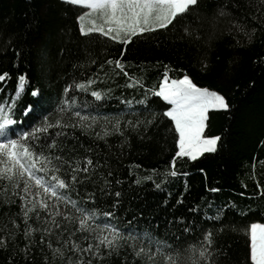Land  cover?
Instances as JSON below:
<instances>
[{
	"label": "trees",
	"instance_id": "obj_1",
	"mask_svg": "<svg viewBox=\"0 0 264 264\" xmlns=\"http://www.w3.org/2000/svg\"><path fill=\"white\" fill-rule=\"evenodd\" d=\"M233 2L237 7L231 6ZM222 5L230 15L218 14ZM82 11L88 10L64 0H0V74H8L0 81V104L12 105L6 109L15 121L12 129L30 130L44 116L53 124L61 116L74 123L78 120L74 111L89 117L87 128L49 130L59 149L53 155H63L74 166L76 161L85 166L84 157L92 161L87 173L77 174L79 182L70 183L67 195L77 206L94 211L97 223L110 219L141 238L150 232L165 241L151 264H166L162 253L167 245L172 246L176 264L195 261L205 231L212 232L213 264H251L247 229L253 222L264 223V0H227V4L199 0L173 25L134 37L127 45L94 32L82 35L77 20ZM233 21L243 30L238 31ZM109 58L120 59L129 76L115 64H107ZM166 67L170 78L187 74L197 86L224 95L230 106L208 112L204 135L221 137L217 150L196 160L177 158L176 176L170 175L177 150L174 126L168 118L152 120L151 116L162 113L165 102L150 95L148 103H139L145 88H158ZM21 75L25 81L17 94ZM130 77L143 86L133 81L129 87ZM88 78L95 83L87 92L74 87L63 91ZM33 89H39L42 97L25 115L23 109L36 100ZM93 90L102 94L101 100L91 96ZM72 97L76 104L61 114L62 101ZM137 120L141 123L132 127ZM57 131L63 135L55 136ZM60 175L64 178L63 172ZM5 186L7 198L0 191V236L6 244L0 245V264H68V257L75 264L79 254L69 251L71 242L81 247L95 243L87 232L77 231L80 213L67 202H59L58 208L71 219L54 217L61 224L59 229L49 220L52 234L43 231L48 213L38 206L41 219L30 212L26 225L19 197L13 195L10 184L0 181V190ZM106 211L114 216L105 218L101 214ZM88 223L95 227L91 220ZM28 227L35 231L25 237ZM185 227L192 232H183ZM58 247L63 259L53 254ZM150 247L155 250L157 245ZM88 259L93 264H124L125 260L150 264L130 249L101 260L85 254L84 260Z\"/></svg>",
	"mask_w": 264,
	"mask_h": 264
},
{
	"label": "snow or ice",
	"instance_id": "obj_2",
	"mask_svg": "<svg viewBox=\"0 0 264 264\" xmlns=\"http://www.w3.org/2000/svg\"><path fill=\"white\" fill-rule=\"evenodd\" d=\"M67 2L88 10L82 11V14L77 17V20L81 21L80 32L82 35L94 32L109 38L113 42L127 45L133 41L134 37L156 29H166L173 25L176 20L187 15L192 7L198 6L199 0H67ZM225 3L227 4V0H225ZM231 6L237 7L234 2ZM218 14L227 16L231 13L227 7L222 5L219 7ZM86 17H90V26L87 28L83 24ZM233 24L238 31L243 30L235 21H233ZM252 31L254 32L255 29ZM185 32H188L187 27H185ZM123 54L124 50H121L120 56H123ZM106 63L109 65L115 64V67L120 69L125 76H129L128 72L124 71V65L120 59L113 61L109 58ZM7 75V73L0 74V81L5 80ZM18 79L20 83L16 87L17 94L23 86L25 77L21 75ZM129 80V87L134 85L143 86L141 81L134 77H130ZM94 83L91 78H88L73 85H68L63 91L68 93L69 89L74 87L77 90L87 92L89 86ZM31 95L36 97V100L23 109L25 115L31 114L33 107L40 102L42 97L39 89H33ZM150 95L160 98L166 105L162 113H151L152 120L158 116L168 118L174 126L177 136L175 141L177 150L170 163V167L173 169L170 173L171 176L177 175L174 170L177 158L187 157L190 160H196L205 152H215L217 150V143L221 137L218 135L206 136L204 130L210 110L229 109L230 106L224 95L207 87L197 86L187 74L179 78H170L167 67L163 78L159 81L158 88L155 90L145 88L144 98L139 103H148L147 98ZM91 96L97 101L102 99V94L96 90L91 91ZM11 99L14 100L15 97ZM62 102L64 107L59 110L61 114L69 111L70 107L76 104L74 97L70 100L64 99ZM126 103L130 104L131 101H126ZM87 106V104L84 105V107ZM11 108L12 105L10 104H0V181L10 184L13 195L19 197L21 201L20 214L25 224L27 225L29 222L30 212L35 214L37 220L41 219L40 212L36 210L38 206L39 209L48 213L44 221L43 231L52 234L53 229L47 226L49 220L55 228L59 229L61 224L56 222L54 217L63 215L71 219L67 211L61 213L58 208L59 202H67L80 213V216L76 218L79 224L77 231L87 232L95 241V243H87L83 247L75 240L71 242L69 251L73 254H79L75 264H93L92 259L84 260L85 254L95 260H101L114 253L118 254L121 249H130L135 257L146 258L151 264L154 257L161 253L159 246L165 244V241L153 237L150 232H145L144 238H141L131 230L122 229L119 224H113L110 219L103 224L97 223L94 211H88L77 206V202L67 195L70 183H78L77 174L79 172L87 173V165L92 164V161L88 157H84L85 166L81 167L79 161H76L74 166V162L66 159L63 155H53V152H58L59 149L55 137L49 133V130L52 128H87L90 127L86 123L89 117L81 115L80 111H74L72 115L78 118L76 122H65L61 116L53 124L49 121L48 116H44L42 122L39 125L31 126L30 130L14 131L11 126L14 125L15 121L10 118V111L6 110ZM91 119L95 122V118ZM152 120H148L147 123H152ZM140 123L141 121L137 120L132 124V127H136ZM116 126L119 130L118 120ZM45 134H49L47 139H44ZM62 135L63 133L60 131L55 133V136ZM44 149L49 150L47 154ZM61 172L64 173V178L60 175ZM45 176H49V178L46 180ZM0 191H3L7 198V186ZM212 191H216V189H212ZM119 195L120 193L117 192L116 196L119 197ZM29 197H35L36 199L30 200ZM90 198L85 197L86 200ZM48 201H53V204L50 205ZM26 205L31 206L26 207ZM101 215L105 218H111L114 216V212L106 211ZM89 220L95 224V227L88 223ZM12 223L15 225V220ZM32 231H35V229L28 227L24 233L25 237ZM183 232L191 233L192 229L185 227ZM92 233H96V235L92 236ZM247 234L251 264H264V223H251L248 226ZM211 237L212 232H204L201 239L208 247L201 244L199 250L195 252L196 260H189L188 264H213L211 260L213 252L210 251ZM41 240H44L43 236H41ZM137 241L141 246H138ZM64 243L67 244L69 241L66 240ZM153 243L157 245L155 250L150 247ZM4 244H6L5 237L0 236V245ZM48 247L52 248L50 242ZM171 247V245H167L162 253L165 255L166 264H176L171 255ZM191 248L195 249V244ZM53 254H58L62 259L64 258V252L59 247L53 249ZM176 255L179 256L180 253H176ZM67 260L68 264H73L72 257H68ZM124 264H127L126 260Z\"/></svg>",
	"mask_w": 264,
	"mask_h": 264
},
{
	"label": "rangeland",
	"instance_id": "obj_3",
	"mask_svg": "<svg viewBox=\"0 0 264 264\" xmlns=\"http://www.w3.org/2000/svg\"><path fill=\"white\" fill-rule=\"evenodd\" d=\"M64 1H67V0H64ZM89 19H90V17H86L85 20L83 21V24H84V27H85V28H87V27L90 26V25H89ZM80 27H81V21H80ZM29 199H30V200H35L36 198H35V197H29ZM48 203H49L50 205H52V204H53V201H48ZM88 222H89V221H88Z\"/></svg>",
	"mask_w": 264,
	"mask_h": 264
}]
</instances>
